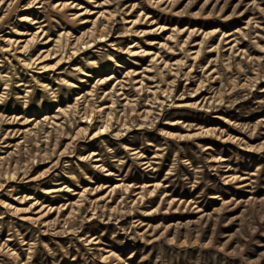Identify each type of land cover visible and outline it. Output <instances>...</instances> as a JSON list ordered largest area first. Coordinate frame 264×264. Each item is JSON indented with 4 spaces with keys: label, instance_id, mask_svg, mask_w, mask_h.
<instances>
[{
    "label": "rangeland",
    "instance_id": "obj_1",
    "mask_svg": "<svg viewBox=\"0 0 264 264\" xmlns=\"http://www.w3.org/2000/svg\"><path fill=\"white\" fill-rule=\"evenodd\" d=\"M0 264H264V0H0Z\"/></svg>",
    "mask_w": 264,
    "mask_h": 264
}]
</instances>
